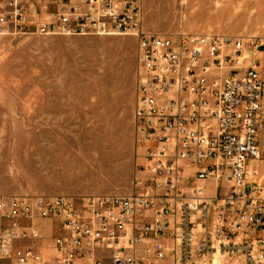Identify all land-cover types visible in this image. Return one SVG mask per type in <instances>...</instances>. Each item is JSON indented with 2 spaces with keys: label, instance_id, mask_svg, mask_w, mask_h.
Returning <instances> with one entry per match:
<instances>
[{
  "label": "built area",
  "instance_id": "1",
  "mask_svg": "<svg viewBox=\"0 0 264 264\" xmlns=\"http://www.w3.org/2000/svg\"><path fill=\"white\" fill-rule=\"evenodd\" d=\"M142 7L0 0V35L135 38L138 161L126 195L0 197V264H264L260 42L149 32Z\"/></svg>",
  "mask_w": 264,
  "mask_h": 264
},
{
  "label": "rangeland",
  "instance_id": "2",
  "mask_svg": "<svg viewBox=\"0 0 264 264\" xmlns=\"http://www.w3.org/2000/svg\"><path fill=\"white\" fill-rule=\"evenodd\" d=\"M142 8L149 32L259 40L264 71V0H143ZM135 53L129 36L0 35V197L135 190ZM254 171L264 186V157Z\"/></svg>",
  "mask_w": 264,
  "mask_h": 264
},
{
  "label": "crops",
  "instance_id": "3",
  "mask_svg": "<svg viewBox=\"0 0 264 264\" xmlns=\"http://www.w3.org/2000/svg\"><path fill=\"white\" fill-rule=\"evenodd\" d=\"M258 53V52H257ZM256 53V55H257ZM264 73V71H262ZM134 103H135V96H134ZM133 109H134V104H133ZM137 152V151H136ZM131 193V192H130ZM129 194V193H128ZM57 195H62V194H57ZM65 196H68V195H65ZM90 196V195H89ZM68 197H71V198H76V197H73V196H68Z\"/></svg>",
  "mask_w": 264,
  "mask_h": 264
}]
</instances>
